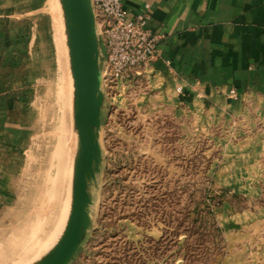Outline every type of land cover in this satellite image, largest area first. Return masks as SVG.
I'll return each mask as SVG.
<instances>
[{
  "label": "rangeland",
  "instance_id": "rangeland-1",
  "mask_svg": "<svg viewBox=\"0 0 264 264\" xmlns=\"http://www.w3.org/2000/svg\"><path fill=\"white\" fill-rule=\"evenodd\" d=\"M1 4L9 13L0 48V245L26 226L21 246L47 191L61 182L55 147L72 127V84L60 65L66 47L57 0ZM98 42L102 63V36ZM148 68L131 81L102 82L90 224L68 264H264V126L222 135L233 140L226 145L220 131L168 123L152 109ZM248 135L257 141L247 145ZM64 182L57 196L65 209L49 240L66 215Z\"/></svg>",
  "mask_w": 264,
  "mask_h": 264
},
{
  "label": "crops",
  "instance_id": "crops-1",
  "mask_svg": "<svg viewBox=\"0 0 264 264\" xmlns=\"http://www.w3.org/2000/svg\"><path fill=\"white\" fill-rule=\"evenodd\" d=\"M122 2L129 17L147 11L148 25L163 34L147 65L153 111L180 128L220 131L216 138L226 145L233 140L222 135L264 126V0ZM8 13L0 0V48L7 45ZM251 138L247 145L257 141Z\"/></svg>",
  "mask_w": 264,
  "mask_h": 264
},
{
  "label": "water",
  "instance_id": "water-1",
  "mask_svg": "<svg viewBox=\"0 0 264 264\" xmlns=\"http://www.w3.org/2000/svg\"><path fill=\"white\" fill-rule=\"evenodd\" d=\"M59 3L73 81L72 118L77 143L70 206L62 232L48 252L31 264L70 262L90 224L89 188L101 161L98 133L103 94L95 15L91 0H59Z\"/></svg>",
  "mask_w": 264,
  "mask_h": 264
},
{
  "label": "built area",
  "instance_id": "built-area-1",
  "mask_svg": "<svg viewBox=\"0 0 264 264\" xmlns=\"http://www.w3.org/2000/svg\"><path fill=\"white\" fill-rule=\"evenodd\" d=\"M123 0H91L97 37H103L102 81H131L157 54L163 34L148 25L147 11L129 17ZM236 97L234 88L228 90Z\"/></svg>",
  "mask_w": 264,
  "mask_h": 264
},
{
  "label": "bare ground",
  "instance_id": "bare-ground-1",
  "mask_svg": "<svg viewBox=\"0 0 264 264\" xmlns=\"http://www.w3.org/2000/svg\"><path fill=\"white\" fill-rule=\"evenodd\" d=\"M57 3H58V7H59V12H60V15H58V17L60 16L61 17V21H62V29H63V34L62 35L64 36V40H63L64 44L63 45H65V47H66V51H65L66 52V58L64 56L65 53H63V55H62L63 58L61 56L62 61L60 62V65H62V63H63V66L66 68L65 71H66L67 76H68L67 68L69 70L71 84H72V90H71L72 91V96H71L72 98L71 99H72V104H73V81H72L71 72H70V66H69L68 49H67V46H66V43H65L66 42V36H65V32H64L62 10H61V7H60L59 0H57ZM65 59H67V60H65ZM60 68H62V67H60ZM64 77H65V80H66V76L65 75L63 76L62 80L60 79L61 83H63L61 86H63V90L69 96V93H68V91H69L68 88L69 87H68V85L64 87V85H66L65 81H64ZM67 82H68V80H67ZM68 96H67V98H68ZM72 104L69 103V105H71V116L73 114ZM68 113H70L69 109H68ZM61 129H63L62 125H61ZM69 131H70V133H69ZM69 131L66 133V135H65V133H63V135L61 136V139L59 138V141L57 142L56 147H55V149H56L55 150V157H56V161L58 162V166L59 167H58V169H57L58 171H57V173H56V175L54 177H57L58 179H61V182L58 180V183L57 184L55 183L47 191L48 192L47 194L49 195V197L47 198L46 203H45L46 207L41 212L42 215L38 216L39 219H41V220L39 221V219L37 217L38 220L35 221L37 223L36 226L34 225L35 223H33V222H32L33 224L29 223V226L32 225V227H29V229L36 227V228H34L35 231H33V229H32L31 231H33V232H31L30 234L27 233V235H29V239H28L29 243H26L24 241L25 244H23V245L21 244V246L18 245L19 242L23 241L22 239H24V235L25 234L23 233V231H26L25 230L26 226H25L24 230L21 231L23 235L19 234L20 236L17 235V237H15L14 239L12 238L13 241H9V242H7L4 245L3 244L0 245V264H17V262H19L20 260H23V259L28 260L27 259L28 256L31 253H33V251L38 247L39 243H43V244L46 243V246H44V248L40 247L41 250H40L39 254L37 255V257L34 260H32L30 263H28V264H31L32 262L38 260L39 258H41L44 254H46L48 252V250L53 246V244L56 242L58 236L62 232L64 223L66 221V217H67V214H68L69 206H70L73 160H74V155H75V152H76V143H77V136H76V131H75L74 125H73V118H72V127H70ZM63 132H64V129H63ZM54 179L55 178H53V180ZM62 181H65L63 185L66 186V189H68V191L70 190L68 205H67V209H66V215H65L63 224H62L59 232L55 236V238L53 240H49V239H51V238H49V236L52 233L51 231L55 230V228L59 224L58 223L59 213H60V211L62 209H65V208H62V207L66 205V203L65 204L61 203L62 206L59 204L61 207L58 205L59 201L61 202V200H60L61 198H58L57 192H58V189H59L60 184L62 183ZM61 190H62V187H61ZM61 192H63V191H61ZM60 195H62V194H60ZM65 196H66V194H65ZM63 198H64V196H63ZM59 219H61V217ZM62 220H63V218H62ZM37 228H38V230H36ZM27 230H28V226H27ZM29 259H30V257H29ZM20 262H24V261H20ZM20 264H22V263H20Z\"/></svg>",
  "mask_w": 264,
  "mask_h": 264
}]
</instances>
